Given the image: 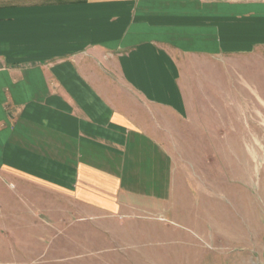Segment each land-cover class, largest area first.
Here are the masks:
<instances>
[{"label": "crops", "instance_id": "obj_1", "mask_svg": "<svg viewBox=\"0 0 264 264\" xmlns=\"http://www.w3.org/2000/svg\"><path fill=\"white\" fill-rule=\"evenodd\" d=\"M262 52L264 1L0 0V243L171 207L185 121Z\"/></svg>", "mask_w": 264, "mask_h": 264}, {"label": "rangeland", "instance_id": "obj_2", "mask_svg": "<svg viewBox=\"0 0 264 264\" xmlns=\"http://www.w3.org/2000/svg\"><path fill=\"white\" fill-rule=\"evenodd\" d=\"M217 68L222 89L185 121L171 207L110 217L77 210L60 221L37 213V224L20 223L0 243V261L264 264V52Z\"/></svg>", "mask_w": 264, "mask_h": 264}]
</instances>
